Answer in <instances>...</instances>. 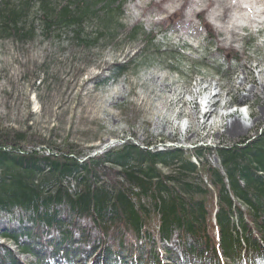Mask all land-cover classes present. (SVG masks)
<instances>
[{
  "label": "rangeland",
  "instance_id": "374dc122",
  "mask_svg": "<svg viewBox=\"0 0 264 264\" xmlns=\"http://www.w3.org/2000/svg\"><path fill=\"white\" fill-rule=\"evenodd\" d=\"M73 1L0 0L4 12L26 7L18 26L23 32L33 27L32 35L18 37L0 20V144L6 149L44 156L67 152L90 164L126 143L149 150L209 148L207 160L219 167L216 147L264 132V71L259 72L264 70V0H92L94 11L83 20L78 39L69 29L47 23L46 10ZM124 62L128 70L113 77L114 66ZM210 91L219 92L211 109L228 116L201 117ZM230 121L240 122L237 133L226 132ZM97 164H91L92 172L79 169L61 177L43 167L34 181H42L43 197L59 187L71 198L106 187L111 196L98 210L106 219L80 215L65 200L53 207L60 227L32 223V213L18 208L13 215L0 214V233L27 228L33 235L17 243L0 236V264H11L12 258L16 264L114 262L115 256L106 258L107 251L124 264H137L150 249L158 259L155 264L199 263L183 243L200 251V241L187 234L181 240L176 228L163 240L153 229L143 227L134 235L120 222H111L108 202L116 190L109 182L123 176L105 161ZM140 198L143 204L150 202L147 195ZM236 202L264 250L246 207ZM82 230L87 242L80 241ZM24 245L32 253L23 252ZM244 253L242 246L240 256ZM250 260L243 264H264L258 257ZM220 261L231 264L222 254Z\"/></svg>",
  "mask_w": 264,
  "mask_h": 264
},
{
  "label": "trees",
  "instance_id": "16d2710c",
  "mask_svg": "<svg viewBox=\"0 0 264 264\" xmlns=\"http://www.w3.org/2000/svg\"><path fill=\"white\" fill-rule=\"evenodd\" d=\"M93 5L92 0H75L46 10L50 11L48 26L69 29L72 37L78 39L83 29V20L94 11ZM26 11L27 8L23 6L5 12L0 7V20L4 28L18 37L27 33L32 35L33 27L23 32L18 26ZM127 70L126 62L116 64L112 70L113 77ZM202 149L193 152H184L180 148L149 150L126 143L107 151L96 160L91 159L90 164H82L76 160L75 155L67 152H49L44 156L35 150H8L0 144V214L13 215L18 208L32 213L33 216L29 218L32 223L60 227L62 222L53 207L65 200L80 215L106 219L98 212L99 207L105 205L106 199L111 196L106 187L95 194L86 190L76 198H71L65 189L59 187L53 195L43 197L42 181H34V176L43 167L48 169V174L61 177L79 169L92 172V163L98 165L97 162L105 161L111 167L120 168L119 173L123 176V180L117 181V184L109 182L111 188L116 190L112 192V202H108L112 209L108 218L111 222H120L134 235H139L143 227H146L145 231L153 229L163 240H168L170 230L176 228L181 240L187 234L196 238V242L200 241V251L183 243L186 253L195 255L198 264H221V254L231 264H243L252 257L263 261L264 250H261L258 240L245 224V214L236 201L246 207L245 213L264 245V132L230 147H216L214 154L218 158L219 167L212 166L207 160L205 153L210 149ZM126 183L128 185L125 186ZM141 195L149 196L150 202L143 204ZM92 204L96 206L93 211ZM49 207H52L50 213L47 212ZM40 208L43 210L41 213L38 211ZM231 217H234V222ZM80 235V241H88L83 230ZM0 236L13 243H17L21 237L33 238L27 228L18 232H1ZM61 236L63 241L69 237L67 231L62 232ZM242 246L245 253L240 256ZM21 249L32 253L28 245ZM6 254L10 255V252L6 251ZM108 254L115 256V261H105L104 264L125 263L118 254L107 251L106 258L111 257ZM145 255V259L138 257L136 263L158 262L152 249ZM11 264H16L13 258Z\"/></svg>",
  "mask_w": 264,
  "mask_h": 264
},
{
  "label": "bare ground",
  "instance_id": "6f19581e",
  "mask_svg": "<svg viewBox=\"0 0 264 264\" xmlns=\"http://www.w3.org/2000/svg\"><path fill=\"white\" fill-rule=\"evenodd\" d=\"M263 71L264 70H260L259 72H263ZM202 88H204V89L211 88V85H208L207 87H199V89H198L197 92H199V90L202 89ZM195 93H196V91H195ZM217 95H219V92L218 91L215 92V93H212V91H210L203 98V103H204V107L203 108H204V111L203 112L200 111V113L202 114L201 117L207 118V116L209 117L212 113L213 114L215 113V116L216 117H219V118H222L224 116H228V114H229L228 112H226V113H219L217 110L215 111L214 109L213 110L211 109V107L214 106L217 103V99L214 98ZM179 96H181V92H179ZM191 96L193 97V94H191ZM179 99L180 98H177V101H180ZM192 100H190V101H192ZM226 102H224V105L226 104ZM224 105H222V107L220 106L221 109L223 108ZM239 124H240L239 121H238V123L237 122L236 123H233L231 121L228 122L227 123V126L225 127L226 128V132L227 133H237L238 132V129H239ZM240 126H241V124H240Z\"/></svg>",
  "mask_w": 264,
  "mask_h": 264
},
{
  "label": "water",
  "instance_id": "95a60500",
  "mask_svg": "<svg viewBox=\"0 0 264 264\" xmlns=\"http://www.w3.org/2000/svg\"><path fill=\"white\" fill-rule=\"evenodd\" d=\"M113 144V142H110L106 147L108 148L109 146H111ZM103 149V148H102Z\"/></svg>",
  "mask_w": 264,
  "mask_h": 264
}]
</instances>
